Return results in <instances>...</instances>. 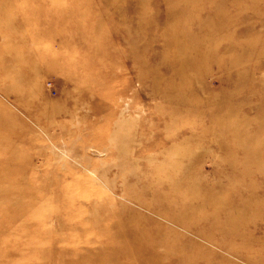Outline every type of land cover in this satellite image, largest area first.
Instances as JSON below:
<instances>
[{
    "label": "rangeland",
    "instance_id": "1",
    "mask_svg": "<svg viewBox=\"0 0 264 264\" xmlns=\"http://www.w3.org/2000/svg\"><path fill=\"white\" fill-rule=\"evenodd\" d=\"M113 227L264 264V0H0V264H123Z\"/></svg>",
    "mask_w": 264,
    "mask_h": 264
},
{
    "label": "bare ground",
    "instance_id": "2",
    "mask_svg": "<svg viewBox=\"0 0 264 264\" xmlns=\"http://www.w3.org/2000/svg\"><path fill=\"white\" fill-rule=\"evenodd\" d=\"M125 220L119 218V223L122 225ZM114 226V225H113ZM113 235L110 237L112 240L116 237L120 239L121 246H113L106 249L110 255V261L122 260L123 264H157L162 259H165L167 251L163 250L159 253L155 247L149 244V236L145 234L144 230L139 227H133L130 230L121 229L118 227L112 228ZM111 240V239H110ZM160 247V246H157ZM95 260H102L103 254L100 250L95 253ZM85 259V258H84Z\"/></svg>",
    "mask_w": 264,
    "mask_h": 264
}]
</instances>
